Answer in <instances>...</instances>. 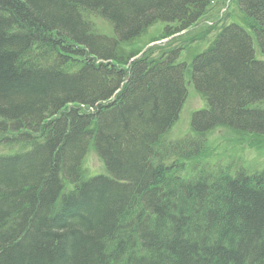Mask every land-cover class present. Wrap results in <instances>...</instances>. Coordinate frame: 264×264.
Here are the masks:
<instances>
[{
    "label": "trees",
    "instance_id": "obj_1",
    "mask_svg": "<svg viewBox=\"0 0 264 264\" xmlns=\"http://www.w3.org/2000/svg\"><path fill=\"white\" fill-rule=\"evenodd\" d=\"M212 1L0 0V264H264V170L180 176L216 128L264 138L251 36L222 26L190 65L122 51ZM234 1L264 56V0ZM186 74L207 109L166 146ZM90 144L106 176L86 178Z\"/></svg>",
    "mask_w": 264,
    "mask_h": 264
},
{
    "label": "rangeland",
    "instance_id": "obj_2",
    "mask_svg": "<svg viewBox=\"0 0 264 264\" xmlns=\"http://www.w3.org/2000/svg\"><path fill=\"white\" fill-rule=\"evenodd\" d=\"M234 0H213L199 21L187 30L169 37L163 36L161 23L152 25L141 37L130 45L122 46V51H140V55H147L152 59L158 58L170 50L180 49L177 63L190 65L191 60L198 54L207 50L214 39L218 29L222 26L236 24L244 29L252 38L255 58L261 60L264 56L260 53L254 35L244 24ZM94 24L101 33L106 31V26L98 20ZM190 73V70H189ZM187 97L181 108L177 121L163 137V145L184 140L185 137L194 136L190 123L193 113L207 109L205 99L195 90L190 76L184 77ZM259 106L264 108V100ZM203 151L199 158L184 165L180 176L192 177L191 165H209L208 167H221L229 169L233 174L236 170L244 169L249 172L264 170V138L252 137L235 133L229 129L216 128L204 137ZM162 145V146H163ZM185 163V162H184ZM82 169L86 178L106 176L105 168L90 144L88 152L82 162Z\"/></svg>",
    "mask_w": 264,
    "mask_h": 264
}]
</instances>
